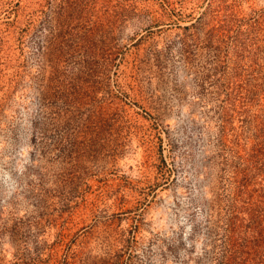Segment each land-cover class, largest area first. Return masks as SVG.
Returning a JSON list of instances; mask_svg holds the SVG:
<instances>
[{
  "label": "rangeland",
  "instance_id": "374dc122",
  "mask_svg": "<svg viewBox=\"0 0 264 264\" xmlns=\"http://www.w3.org/2000/svg\"><path fill=\"white\" fill-rule=\"evenodd\" d=\"M0 264H264V0H0Z\"/></svg>",
  "mask_w": 264,
  "mask_h": 264
}]
</instances>
